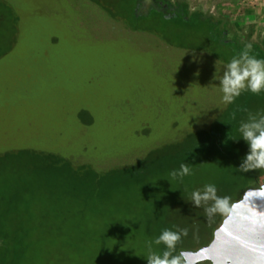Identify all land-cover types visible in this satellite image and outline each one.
<instances>
[{
  "label": "rangeland",
  "instance_id": "1",
  "mask_svg": "<svg viewBox=\"0 0 264 264\" xmlns=\"http://www.w3.org/2000/svg\"><path fill=\"white\" fill-rule=\"evenodd\" d=\"M120 2L0 0V210L27 240L25 264H147L170 251L154 242L165 230L181 233L171 255L186 264L181 251L209 244L264 182V169L239 167L248 151L239 128L264 113V91L226 105L219 84L246 45L264 56V0H170L226 22L227 45L200 19L129 29L108 14ZM148 156L145 183L105 185L101 197L91 175L75 173L89 166L101 178ZM182 164L191 173L172 177ZM207 184L227 198L211 216L212 201L191 202Z\"/></svg>",
  "mask_w": 264,
  "mask_h": 264
},
{
  "label": "trees",
  "instance_id": "2",
  "mask_svg": "<svg viewBox=\"0 0 264 264\" xmlns=\"http://www.w3.org/2000/svg\"><path fill=\"white\" fill-rule=\"evenodd\" d=\"M144 0H121L120 6L110 7L108 9V14L113 19H127L129 24L127 27L129 29L135 31L149 32L152 31L153 23H160L163 26L167 24L172 19H177V21H185L187 23L190 22H199L201 21L209 24L211 26V32L219 30L221 33L219 43L225 44L230 43V41H234V36L230 31L228 25L223 20L215 17L204 15L200 12L190 11L188 6L184 4H177L175 7L170 0H153V3L150 5L148 10H142L144 6ZM182 5V6H181ZM118 7V8H117ZM205 20V21H204ZM230 38L232 40H230ZM244 48V47H243ZM256 48V49H255ZM259 49V50H258ZM252 50V49H251ZM253 50L261 51L262 49L257 48V46L253 47ZM264 52V51H263ZM263 56V55H262ZM262 56L258 59H263ZM47 157V160L54 164L66 163V165H70L66 161L62 159H57L55 157ZM140 162L137 166H125L121 168H113L110 171H107L101 178H97V174L92 173V169L89 170V166L78 168L75 173L80 177L81 175L85 178L91 175L94 178L95 186H99V190L97 195L101 197V195L105 192L103 188L105 185H117V186H127L129 187L131 182H144L147 178V174L151 173L152 165L149 164V158ZM51 163V164H52ZM149 165V167H148ZM72 173V172H71ZM86 180V179H85ZM97 181V182H96ZM86 184L87 182H83ZM98 183V184H97ZM81 191H84L82 189ZM6 221L5 213H1L0 210V264H25L23 263V254L21 252V248L27 245V240L25 237H21V234H14L11 231H7V225L4 224ZM11 241V242H10ZM178 243H176L175 249L170 250L173 254L178 253L179 249Z\"/></svg>",
  "mask_w": 264,
  "mask_h": 264
},
{
  "label": "clouds",
  "instance_id": "3",
  "mask_svg": "<svg viewBox=\"0 0 264 264\" xmlns=\"http://www.w3.org/2000/svg\"><path fill=\"white\" fill-rule=\"evenodd\" d=\"M250 50L251 45H246L237 57L224 65L219 84L223 93L222 100L226 105L231 104L244 91L254 94L264 91V59L250 55ZM239 131L241 138L248 145V151L239 167L245 172L264 169V113H249L248 120L241 123ZM190 173L191 169L186 164H182L179 172L173 171L171 175L183 177ZM209 201L213 202L211 207L205 209L209 216L217 211L222 212L227 205V198L217 196V189L212 184H207L203 190L193 191L191 194V202L196 207ZM182 232L183 235H187V229ZM180 239V232L165 230L154 242L164 243L167 249L174 250ZM146 259L147 264H180V257L172 256L171 251H165L162 256L151 254Z\"/></svg>",
  "mask_w": 264,
  "mask_h": 264
},
{
  "label": "water",
  "instance_id": "4",
  "mask_svg": "<svg viewBox=\"0 0 264 264\" xmlns=\"http://www.w3.org/2000/svg\"><path fill=\"white\" fill-rule=\"evenodd\" d=\"M181 253L186 264H264V182L232 205L209 244Z\"/></svg>",
  "mask_w": 264,
  "mask_h": 264
},
{
  "label": "flooded vegetation",
  "instance_id": "5",
  "mask_svg": "<svg viewBox=\"0 0 264 264\" xmlns=\"http://www.w3.org/2000/svg\"><path fill=\"white\" fill-rule=\"evenodd\" d=\"M213 237H214V236H213ZM212 240H213V239H212ZM212 240H211V241H212ZM200 264H204V263H200ZM205 264H211V263H210V262H207V263H205Z\"/></svg>",
  "mask_w": 264,
  "mask_h": 264
}]
</instances>
